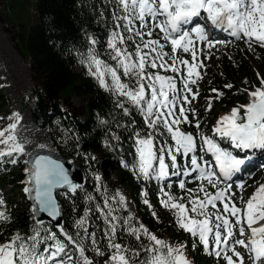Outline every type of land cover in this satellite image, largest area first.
I'll return each instance as SVG.
<instances>
[{"label": "snow or ice", "instance_id": "obj_1", "mask_svg": "<svg viewBox=\"0 0 264 264\" xmlns=\"http://www.w3.org/2000/svg\"><path fill=\"white\" fill-rule=\"evenodd\" d=\"M99 13L105 39L85 26L86 46L70 44L67 51L113 100L111 113H97L98 126L107 129L101 143L124 153L121 130L128 134L131 161L119 155L120 165L143 182L142 202L159 220L147 187L156 182L159 204L191 236L192 248L202 246L217 264H264V180L250 186L236 179L254 155L264 161V76L257 72L259 83L245 77L250 86L236 91L247 92V102L219 115L210 130L202 127L207 121L195 106L201 68L219 55L221 45L226 51L239 40L250 51L264 47V0H103ZM217 30L228 38L218 39ZM209 91L214 95L206 98L205 112L224 94ZM22 119L14 110L0 127V167L23 160L32 223L27 231L10 227L13 216L0 191V264H193L185 251L188 241L158 236L131 210L123 191L110 186L74 127L58 119L64 133L59 142L71 147L72 160H83L91 190L74 180L59 150L47 151L44 143L31 148L19 138ZM174 185L179 192L172 191ZM74 197L83 200L80 211ZM62 198L72 204L70 227L56 219L64 215Z\"/></svg>", "mask_w": 264, "mask_h": 264}, {"label": "trees", "instance_id": "obj_2", "mask_svg": "<svg viewBox=\"0 0 264 264\" xmlns=\"http://www.w3.org/2000/svg\"><path fill=\"white\" fill-rule=\"evenodd\" d=\"M6 2L7 10L4 9V15L1 19L15 38L18 48L20 50L25 49L23 54L30 61L33 79L36 84L29 94V98L35 100L32 111L33 119L48 128L53 144L67 158H70L72 149L70 146L65 148L59 142V137L64 135V133L57 121L59 119L65 127H74L80 135L81 148L86 152L91 151L96 154V167L103 173L104 179L109 181L112 188H120L125 191L134 204L137 216L158 236L166 237L172 243L188 241L191 245V236L178 228L170 211L159 204L157 196L159 189L156 186V182L153 181L147 187L149 190L148 198L151 200L159 220L152 216V209H149L142 202L140 188L143 182L137 180L131 171L120 165L119 155H124L129 162L131 161L130 153L132 149L128 143V134L121 130V135L124 137V153H120L118 149L112 151L101 143L107 129L98 126L97 113L100 115L111 113L114 107L113 100L97 84L94 78L86 72L84 67L78 62V58L67 51L70 44L81 45L84 43L86 46L85 37L81 31L85 26L90 32L95 33L101 41L105 39L107 32L104 24L97 21V16L100 15L99 8L103 6V0H30L27 4H25V0H7ZM53 40L59 41L60 46L52 43L51 41ZM242 48L248 54H255L260 75L264 76V48L255 45L253 46V51L248 50L246 46ZM100 51L104 52V48L101 47ZM238 51L241 61V68L238 71L239 83L229 79L230 81L228 80L227 83L231 82L232 88L224 87L226 83H223L222 87L218 89H221L224 94L219 99L214 98L212 101L215 104L220 103V106L223 107V113L229 111L237 102H247L246 93L236 91L237 88L250 86L245 81V77L248 78V81L255 83L259 81L248 59L241 54V50ZM104 58L109 59V62H111L106 54ZM226 65L229 70L232 69L229 61L226 62ZM210 88L208 86L207 96L214 95L209 91ZM73 96L79 97L82 103L75 105L71 100ZM28 103L26 102L25 105H28ZM7 105V100L0 91V111L6 108ZM205 107L206 102L201 115L207 121L204 127L210 130L211 125L215 123L214 119L217 112L213 111L212 116L206 115L212 111V108L205 112ZM65 109H67V112H65ZM134 117L138 122L141 120L139 114L134 113ZM185 127L188 130H194L195 128L194 125H186ZM113 128L115 129V125H113ZM75 162L84 172V185L91 190L92 181L85 163L79 158L75 159ZM5 164L10 165L11 163ZM23 167L22 160H20L19 168L14 172H8L6 180L17 187H22ZM263 178L264 170L260 179ZM172 191L179 192V189L174 185ZM19 197V202L14 198L9 202L13 216V223L10 227L27 231V228L32 223L30 219V202H28L26 195L22 192L19 193ZM74 198L78 199L80 209H77V211H80L83 207V200L82 198ZM62 203L64 211L63 223L70 227L73 211L72 204L63 198ZM3 238V234H0V240ZM204 255L206 253L201 249L200 245H197L190 259L193 264H202L199 258ZM101 259H104V257H101Z\"/></svg>", "mask_w": 264, "mask_h": 264}, {"label": "rangeland", "instance_id": "obj_3", "mask_svg": "<svg viewBox=\"0 0 264 264\" xmlns=\"http://www.w3.org/2000/svg\"><path fill=\"white\" fill-rule=\"evenodd\" d=\"M6 1L7 0H0V15H1L0 16V91L5 96L8 105L6 107L7 108L6 111L0 115V117L3 118L0 119V124L3 121H6L5 123L6 125L9 122L8 120L9 113L14 110H18L23 117L17 128L19 131L17 135L21 140H28L30 142L28 146L30 147L33 144L35 145L38 144L36 143L38 140H42L43 142L45 139H48L50 142H52L47 127L37 124L32 117V111L34 105H33V100L29 98V94L33 90L36 84L33 79V73L31 69L30 61L23 54V51L25 52V49L23 48V50H20L18 48L15 42V38L12 36V33L8 31V29L6 28L7 27L6 24H4V21L1 19L4 15V11H5L4 9H6L5 6L7 3ZM29 1L30 0H25V4L29 3ZM233 46L235 45L228 47L226 51L223 48H221L219 55H216L214 53L213 55H211L210 58L205 59L207 68L206 69L202 68L203 75L199 79V96L196 99V103H195V106L199 113L203 111L204 103L206 102V98L208 97L207 96L208 86H211V88L221 87L220 79L221 80L223 79V82L226 84L229 79L239 83L238 71L241 68V61L239 57L236 56L237 48ZM246 58H248V62L252 67V69L254 70L255 74H257V72H259V68L256 57L253 56V54H248L246 52ZM226 59L232 60L233 66H235L232 67L231 69L232 71L229 70L225 65ZM194 90L196 89L194 88ZM245 93H246V98L248 100V94L247 92ZM71 100L75 105H79L82 103V100L77 96H73ZM26 102H29V104L25 105ZM212 103H213L212 111H210L207 115L212 116L213 111H216L217 115L215 116V118L217 119V117L223 113V107L220 106V103L219 104H215L214 102ZM253 172L255 173L254 176L250 178L246 177L247 184L250 186L253 185V181H257L258 179V172L256 171ZM5 186L6 187L4 190L7 191L10 190L11 193L15 189L8 184ZM251 190H252L251 187L246 189L245 198L247 194L251 192ZM10 192H8V194H10ZM131 205L133 206V209L136 213L134 205L132 203ZM201 263L217 264V258L214 255L207 254L203 256V260H201Z\"/></svg>", "mask_w": 264, "mask_h": 264}, {"label": "water", "instance_id": "obj_4", "mask_svg": "<svg viewBox=\"0 0 264 264\" xmlns=\"http://www.w3.org/2000/svg\"><path fill=\"white\" fill-rule=\"evenodd\" d=\"M52 148L53 149L48 148L47 151H53L54 152L55 150H59L56 146H52ZM59 156L63 157L65 159L66 166L69 167L70 172L72 173V175L74 177V180L78 183L84 184V182H85L84 172H83L82 168L75 162V160H72L71 158L65 157L64 154L60 150H59ZM62 205H63V203H62ZM63 217L56 218V219H59L63 223ZM42 218L45 220H49V221L53 222V219L48 217L47 214H42Z\"/></svg>", "mask_w": 264, "mask_h": 264}, {"label": "bare ground", "instance_id": "obj_5", "mask_svg": "<svg viewBox=\"0 0 264 264\" xmlns=\"http://www.w3.org/2000/svg\"><path fill=\"white\" fill-rule=\"evenodd\" d=\"M219 36V35H218ZM45 133V132H44ZM34 139V138H33ZM35 140V139H34ZM34 142V141H33ZM36 143H44V144H47L48 145V148H50V149H53L52 148V146H54L48 139H45L43 142H42V140H38ZM33 145H35V144H33ZM31 146L32 148H34V147H36V145L35 146ZM30 147V146H29ZM124 193V192H123ZM128 198V197H127ZM129 206H130V208H131V210L135 213V211H134V209H133V206L131 205V203L129 202Z\"/></svg>", "mask_w": 264, "mask_h": 264}]
</instances>
